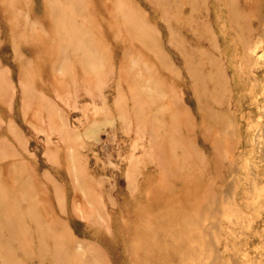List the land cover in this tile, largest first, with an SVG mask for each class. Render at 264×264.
Segmentation results:
<instances>
[{"label": "rangeland", "instance_id": "374dc122", "mask_svg": "<svg viewBox=\"0 0 264 264\" xmlns=\"http://www.w3.org/2000/svg\"><path fill=\"white\" fill-rule=\"evenodd\" d=\"M0 264H264V0H0Z\"/></svg>", "mask_w": 264, "mask_h": 264}, {"label": "bare ground", "instance_id": "6f19581e", "mask_svg": "<svg viewBox=\"0 0 264 264\" xmlns=\"http://www.w3.org/2000/svg\"><path fill=\"white\" fill-rule=\"evenodd\" d=\"M132 25H133V23H132ZM134 27H135V24H134ZM132 29H133V27H132Z\"/></svg>", "mask_w": 264, "mask_h": 264}]
</instances>
